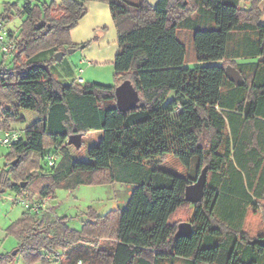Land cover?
<instances>
[{
    "label": "trees",
    "instance_id": "trees-1",
    "mask_svg": "<svg viewBox=\"0 0 264 264\" xmlns=\"http://www.w3.org/2000/svg\"><path fill=\"white\" fill-rule=\"evenodd\" d=\"M88 1L29 0L19 9L26 17L19 35L10 30L16 43L12 60L0 63V105L6 106L0 132L24 121L22 110L37 119L18 129L23 135L10 146L0 190L9 186L32 201L36 194L49 197L80 185L121 182L134 189L124 209H90L80 230L50 208L25 209L7 230L18 238L17 250L28 262L63 264H264V246L249 243L264 238L260 0L244 6L249 0H158L154 6L147 0H97L109 4L116 25L128 24L118 37L114 85L54 75L55 54L78 47L70 33L86 15ZM14 6L6 3L0 21ZM42 19L46 25L40 28ZM183 29L194 30L196 61H234L244 83L230 81L223 63L187 66V48L178 38ZM125 79L140 102L122 111L115 89ZM92 130L101 134L88 150L89 160L72 158L68 136ZM52 147L61 155L45 170L40 158ZM168 154L191 174L160 169ZM205 166V195L193 204L185 190ZM254 213L261 218L255 234L249 225ZM184 219L193 232L176 238ZM12 258L2 253L0 264Z\"/></svg>",
    "mask_w": 264,
    "mask_h": 264
},
{
    "label": "rangeland",
    "instance_id": "rangeland-1",
    "mask_svg": "<svg viewBox=\"0 0 264 264\" xmlns=\"http://www.w3.org/2000/svg\"><path fill=\"white\" fill-rule=\"evenodd\" d=\"M4 1H10L13 3H18L14 6L7 17L8 19L2 20L6 29L12 30L15 34L19 35V30L23 19L26 16L19 14V9L25 5L29 0H1L0 1V13H3L6 8V3ZM35 4H40L43 2H50L52 0H32ZM138 1V0H130ZM249 1L242 2V6L250 5ZM260 10L262 11L261 21L264 22V0H260L259 3ZM213 25V24H212ZM193 32L192 29H183L178 32V38L186 45V65L189 67H194L197 65H213V64H226L233 65L234 61L222 60V61H196V52L193 45ZM72 58L70 53H66L62 60L56 61L53 67L54 75L58 78H66L67 81H72V76L69 73L62 74V69L65 70L67 66V61ZM12 60V55H4L0 50V63L2 61L10 64ZM226 66V67H227ZM73 69V68H72ZM77 70V68H76ZM115 73V71H114ZM115 81V74L113 77ZM172 94L168 99L172 98ZM4 105H0V112L5 109ZM21 115L24 116V121L13 122L11 126L16 129L23 130L28 125L33 123L37 119L35 112L31 110H22ZM100 132L97 130H92L85 134L83 137V143L80 148H76L74 145H68L70 154L72 158L77 160L88 161V150L90 147L95 145L100 137ZM11 148L7 146H0V175L5 169H8V158ZM50 153L56 154L57 157L61 155V150L49 148L46 150L45 155L40 158V165L45 169H49L48 155ZM158 167L162 170L172 172L180 176H188L191 171L185 167L174 155L168 154L159 164ZM10 180L13 179L12 174L8 171L5 172ZM134 189V185L130 183L112 182L105 184H94V185H80L76 189L68 190L65 188H59L55 192V197L53 200H45V207L53 210L57 217L64 218L66 223L74 228L80 230L83 223L89 218L88 212L90 209H94L100 213H105L109 210L124 209L130 199L131 193ZM19 193L12 189L11 187H5L0 190V254L10 253L13 258L9 264H63L60 260H50L48 262H43L38 259L32 262H28L21 251L17 250L19 245L18 238L13 234L9 233L8 227L17 220L22 213L25 211L24 205L20 202H15V199ZM39 196L36 194L34 199ZM39 203L42 200L38 199ZM49 206V207H47ZM183 221H189L184 219ZM261 218L259 213L251 214L249 217V225L255 230L252 231L253 234L258 232L261 228ZM82 264V263H81Z\"/></svg>",
    "mask_w": 264,
    "mask_h": 264
},
{
    "label": "crops",
    "instance_id": "crops-1",
    "mask_svg": "<svg viewBox=\"0 0 264 264\" xmlns=\"http://www.w3.org/2000/svg\"><path fill=\"white\" fill-rule=\"evenodd\" d=\"M147 1L153 6L158 2V0ZM4 3L13 2L4 1ZM86 7V15L70 33L72 43L78 47L74 53H70L72 58L68 59L67 66L65 70L62 69L61 75H65L67 71L72 76V80L77 82L114 85V60L119 48L118 37L120 31L128 24L116 25L110 6L106 2L89 0ZM62 79L67 81L66 78ZM55 195L45 197V200L49 202Z\"/></svg>",
    "mask_w": 264,
    "mask_h": 264
},
{
    "label": "water",
    "instance_id": "water-1",
    "mask_svg": "<svg viewBox=\"0 0 264 264\" xmlns=\"http://www.w3.org/2000/svg\"><path fill=\"white\" fill-rule=\"evenodd\" d=\"M37 25L41 28L46 25V21L42 19L37 23ZM75 50V48H68L66 51H59L55 54V58L57 59V61H60L66 53H74ZM45 68L49 70V67L47 65H45ZM226 75L230 81L236 84V86H241L244 83L243 75L233 65H228L226 67ZM115 95L117 100V107L122 111L136 108L140 102L139 92L129 79H125L122 83L116 86ZM67 142L69 145H74L76 148H80L83 143V133H74L69 135ZM207 173L208 167L205 166L196 181L186 187V201L196 204L204 197L205 187L207 185ZM192 232V223L190 221H183L178 224L175 237H189ZM249 243L260 244L264 246V238L252 239L249 240Z\"/></svg>",
    "mask_w": 264,
    "mask_h": 264
},
{
    "label": "built area",
    "instance_id": "built-area-1",
    "mask_svg": "<svg viewBox=\"0 0 264 264\" xmlns=\"http://www.w3.org/2000/svg\"><path fill=\"white\" fill-rule=\"evenodd\" d=\"M15 34L11 35L10 30L6 29L4 26V22L0 21V50L8 55L13 53L15 49ZM81 80V79H79ZM22 131L11 128L0 132V146L10 147L13 143L17 142L22 137ZM57 160V156L53 153L48 155V163L49 165H53ZM38 199L42 200L39 203ZM16 202H20L24 205L25 209L30 210L31 212H38L41 208L45 206V197H39L32 201L28 200V193H26L23 197L17 196L15 199ZM81 264V261L78 262Z\"/></svg>",
    "mask_w": 264,
    "mask_h": 264
}]
</instances>
